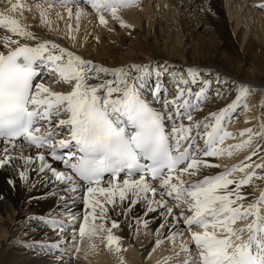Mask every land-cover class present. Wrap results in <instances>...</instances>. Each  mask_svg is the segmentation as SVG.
Here are the masks:
<instances>
[{"label": "snow or ice", "instance_id": "6c2138e0", "mask_svg": "<svg viewBox=\"0 0 264 264\" xmlns=\"http://www.w3.org/2000/svg\"><path fill=\"white\" fill-rule=\"evenodd\" d=\"M72 2L61 0L65 6ZM85 2L101 24L107 23L101 13L108 12L121 27H131L119 17L118 9L135 0ZM257 6L264 8V3ZM18 7H22L18 2L11 3L8 12ZM82 12L77 6V21ZM0 26L18 37L0 38V141L4 145L0 168L17 167L13 162L21 161L18 179L29 191L42 188V195L30 196L29 203L53 197L52 211L63 207L69 217L67 223L45 216L30 220L38 219L63 233L75 223L68 209L80 201V237L104 230L110 220L106 239L117 253L120 237L112 229L120 227V220L112 214L126 220L131 216L137 226H147L154 217L160 221L157 232L167 228L168 240L175 239L173 229L182 224L197 255L186 257L181 264H264V191L247 207L241 204L246 195L241 186L249 185L256 170L264 168V163L247 162L256 155L259 143L244 160L224 171L213 175L202 171L219 167L209 158L248 147L254 136L264 139L261 124L259 131L241 130L240 136L247 135L246 139L227 146L223 143L234 136L225 130V120L231 119L248 94L246 84L234 83L236 95L230 103L203 119H194L193 112L213 83L210 70L167 61L104 66L41 39L10 14L0 13ZM44 80L65 85V89L55 91ZM215 83L219 87L224 82L217 78ZM25 148L35 155H24ZM17 149L21 154L12 155ZM237 171L244 175L229 178ZM8 183L15 187L13 179ZM248 217L251 222L244 227H232L236 220ZM245 231L248 235L242 238L240 233ZM61 243L66 241L39 247L60 252L55 261L63 264L66 250ZM74 247L79 249L78 244ZM180 252L189 253L187 243L180 245Z\"/></svg>", "mask_w": 264, "mask_h": 264}, {"label": "bare ground", "instance_id": "6f19581e", "mask_svg": "<svg viewBox=\"0 0 264 264\" xmlns=\"http://www.w3.org/2000/svg\"><path fill=\"white\" fill-rule=\"evenodd\" d=\"M154 1L135 0L133 5L118 9L119 17L127 25H131L122 28L118 27L119 22L108 12L101 13L107 21L106 24H101L96 11L85 0H75L67 6L57 3L56 0H0V13L12 15L22 27L41 39L52 40L81 57L104 66L167 61L171 65L198 66L201 70H210L213 80L210 90L214 92L208 101L206 99L210 90L206 92V99L197 108L203 110L194 111V119H203L230 103L236 95L234 83L246 84L251 88V95L248 100L244 98L245 102L240 105L244 107L243 111H239L243 124H236V120L229 124L226 118L225 130L238 133L239 136L241 130L246 128L259 131L260 125L264 124V98L259 103L264 97V8L257 5L264 3V0H163L162 5L157 3L155 8L152 6ZM17 2L22 7L9 13L10 4ZM233 4L238 9L233 8ZM164 5L171 6V16L167 22L169 21V27L178 38L177 42H172L173 47L169 49L159 45L163 39L162 24L166 20L160 10ZM77 6L83 9L79 21L75 14ZM259 8L262 11L258 10ZM203 10L207 11V15H204L207 19L204 16L202 18ZM201 26H206V31L210 29L214 40L218 39L220 42L210 44V41L200 36L195 28ZM111 30L113 31L110 33ZM5 35L18 39L15 34L0 26V38ZM131 36L134 38L130 40ZM217 78L224 82L219 87L215 83ZM42 82L55 91L65 89V85L58 87L52 80ZM172 87L174 95L175 86ZM235 138L237 139V136ZM246 138L247 135L241 137ZM226 141L225 146L228 143ZM257 143L259 148L256 155L251 156L247 162L253 165L264 163V153L261 151V148L264 149V139L254 136L248 147L233 149L231 154L217 156L218 159L209 158L211 163L219 167L202 171L207 175L224 171L244 160ZM3 147V142L0 141V149ZM20 154V149L12 152L14 156ZM23 154L35 155V152L30 153L25 148ZM13 163L17 167L0 168V264H56L55 257L61 253L57 251L53 254L51 250L44 251L39 247L56 241H66L60 245L66 250L63 264H181L186 257L194 258L197 255L187 228L182 224L177 226L173 229L176 233L175 239L168 240L165 238L168 234L167 228H160L157 232L160 221L154 217L147 226H137L136 220L131 216L126 220L122 215L116 217L112 214L114 219L120 220V227L112 229V234L120 237L119 253L113 246L108 245L106 239L108 229L111 228L110 220L106 222L104 230H97L91 236L80 237L79 223L83 221L80 201L68 209L75 217V223L63 233H60L59 229L53 231L38 219L30 220V217L45 216L67 223L69 217L63 207L52 211L55 204L53 197L29 203L30 196L42 195V188L29 191L18 179L19 168L23 167L22 162L17 160ZM56 166L62 170L61 165ZM256 173L249 185L241 186V192L246 194L241 202L242 207L253 203L260 192L264 191V179H260L264 176V168L257 169ZM243 175L244 173L237 171L229 178L240 179ZM10 178L15 181V187L9 185ZM135 211L139 212L140 207L137 206ZM261 214L264 215V209ZM251 219L252 217L238 219L232 227L242 228L250 223ZM90 223L98 224L99 221ZM73 228L76 230L75 238ZM192 230L199 229L193 227ZM240 235L246 238L248 233L245 231ZM158 240L159 244L156 243ZM182 243H187L189 253L180 252ZM76 244L79 245L78 250L74 247Z\"/></svg>", "mask_w": 264, "mask_h": 264}, {"label": "rangeland", "instance_id": "374dc122", "mask_svg": "<svg viewBox=\"0 0 264 264\" xmlns=\"http://www.w3.org/2000/svg\"><path fill=\"white\" fill-rule=\"evenodd\" d=\"M162 1L163 0H155L154 2H153V4H152V6L155 8V4H161L162 3ZM165 3V2H164ZM162 5V4H161ZM236 7V9H238V7L237 6H235L234 4H233V8H235ZM170 8H171V6H169V5H164V6H162V7H160V10L162 11V15L164 16V17H166V20L164 21V23L162 24V28H163V30H162V34H163V39L162 40H160V47H164V48H166V49H169V47H173V43L172 42H177V37H175V32L174 31H172L171 29V27H169L170 26V23H168L167 22V19H169L170 18V16H171V12H170ZM258 10H260V11H262V9L261 8H259ZM160 11V12H161ZM196 12H198V11H196ZM207 11L206 10H203L202 11V18H206V16H204V15H207V13H206ZM244 12H246V11H244ZM205 13V14H204ZM204 16V17H203ZM246 17H248V16H246ZM198 19V18H197ZM199 19H201V18H199ZM207 19V18H206ZM166 24V25H165ZM118 27H120V28H122L121 26H118ZM169 27V28H168ZM190 29H192L191 27H190ZM195 29H197V32L200 34V36H202L204 39H206L207 41H210V44H216L217 43V41H218V43L220 42L218 39H215L214 40V34L213 33H211V30L209 29V30H205V29H207V27L206 26H201L200 28H195ZM113 30H111L110 31V33L112 32ZM127 36H129V34H126ZM132 38H134V36H131V38H130V40L132 39ZM206 41V44L208 43ZM109 43H111V40H109ZM213 46V45H212ZM167 79V78H166ZM56 86H58L57 84H55ZM58 87H61L60 85L58 86ZM248 88H249V92H248V94L246 95V99L248 100V98H249V95H251V94H249L250 92H251V88L248 86ZM172 90H173V87H172ZM213 92H214V90L213 91H209V95H208V97H207V99H206V101H208L209 100V98H210V96L213 94ZM256 96H258L257 94H255ZM263 98L264 97H262L261 98V100H259V103H261V101L263 100ZM205 101V102H206ZM245 101L243 100V102L241 103V104H243ZM243 109H244V107L243 106H240L239 108H237L236 110H235V112H234V114H232V116H231V119L230 120H228V122H229V124H232V121H234V120H236L237 122H236V124H238L239 123V125L241 126V124H243V120H242V117H241V115H240V112L239 111H243ZM203 109L202 108H200V109H198L197 111H202ZM239 115V116H238ZM235 117V118H234ZM234 131H237V130H235V128H232ZM231 133H233L234 134V140L236 139L235 137L237 136V139L234 141V142H236L237 143V141L239 142L240 141V139H241V137L238 135V133H234V132H231ZM237 134V135H236ZM240 137V138H239ZM238 138H239V140H238ZM233 139L230 137V138H228V139H226L225 141L226 142H228L227 143V145L229 144V142H230V144H233L234 142H232L231 143V141H233ZM224 141V142H225ZM223 142V143H224ZM225 144V143H224ZM225 146V145H224ZM263 148H261V151H263V153H264V149L262 150ZM215 159H216V157H214ZM219 157H217V159H218Z\"/></svg>", "mask_w": 264, "mask_h": 264}]
</instances>
